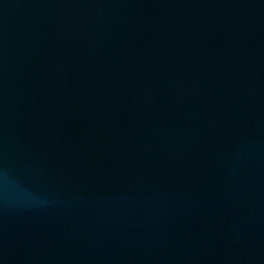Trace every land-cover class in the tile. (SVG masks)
I'll return each instance as SVG.
<instances>
[{
    "label": "water",
    "instance_id": "1",
    "mask_svg": "<svg viewBox=\"0 0 264 264\" xmlns=\"http://www.w3.org/2000/svg\"><path fill=\"white\" fill-rule=\"evenodd\" d=\"M0 264H264V0H0Z\"/></svg>",
    "mask_w": 264,
    "mask_h": 264
}]
</instances>
